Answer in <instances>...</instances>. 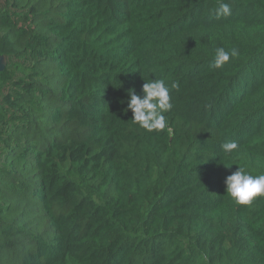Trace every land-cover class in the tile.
<instances>
[{"label": "trees", "instance_id": "16d2710c", "mask_svg": "<svg viewBox=\"0 0 264 264\" xmlns=\"http://www.w3.org/2000/svg\"><path fill=\"white\" fill-rule=\"evenodd\" d=\"M0 52V264H264V196L224 183L264 174V0H0Z\"/></svg>", "mask_w": 264, "mask_h": 264}, {"label": "clouds", "instance_id": "9594fccd", "mask_svg": "<svg viewBox=\"0 0 264 264\" xmlns=\"http://www.w3.org/2000/svg\"><path fill=\"white\" fill-rule=\"evenodd\" d=\"M231 7L228 3L221 2L216 10V16L228 17L231 15ZM239 55L237 48L230 51L223 47L215 49L212 68H223L231 58ZM172 87H176L172 85ZM127 108L132 111V120L148 132H160L167 128V120L164 113L173 108L170 89L163 80H151L142 85V95L137 94L134 88H129ZM225 153H232L238 149L235 141L222 145ZM226 166V165H225ZM226 192L238 204L250 205L254 198L264 196V174L252 175L243 167H240L228 175L224 181Z\"/></svg>", "mask_w": 264, "mask_h": 264}, {"label": "rangeland", "instance_id": "374dc122", "mask_svg": "<svg viewBox=\"0 0 264 264\" xmlns=\"http://www.w3.org/2000/svg\"><path fill=\"white\" fill-rule=\"evenodd\" d=\"M0 58H1V62L4 64V66H5V64H6V62H7V57L5 56V54H3V53H1L0 52ZM95 198H96V196L95 195H93Z\"/></svg>", "mask_w": 264, "mask_h": 264}, {"label": "water", "instance_id": "95a60500", "mask_svg": "<svg viewBox=\"0 0 264 264\" xmlns=\"http://www.w3.org/2000/svg\"><path fill=\"white\" fill-rule=\"evenodd\" d=\"M4 68V64L1 62V58H0V70H2Z\"/></svg>", "mask_w": 264, "mask_h": 264}]
</instances>
